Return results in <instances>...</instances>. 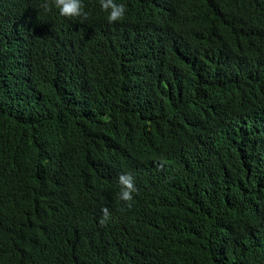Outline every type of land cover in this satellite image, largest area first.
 Masks as SVG:
<instances>
[{
  "label": "trees",
  "instance_id": "1",
  "mask_svg": "<svg viewBox=\"0 0 264 264\" xmlns=\"http://www.w3.org/2000/svg\"><path fill=\"white\" fill-rule=\"evenodd\" d=\"M123 2L0 0V264H264V0Z\"/></svg>",
  "mask_w": 264,
  "mask_h": 264
},
{
  "label": "clouds",
  "instance_id": "2",
  "mask_svg": "<svg viewBox=\"0 0 264 264\" xmlns=\"http://www.w3.org/2000/svg\"><path fill=\"white\" fill-rule=\"evenodd\" d=\"M42 7L45 10L55 7L65 17H80L85 15L83 0H44ZM100 7L107 12L109 22H118L127 14V5L123 0H100ZM118 184L120 186V199L130 206L134 198L133 194L137 191L134 174L130 171L121 173L118 177ZM102 212L100 224L104 225L109 222L111 212L107 207H104Z\"/></svg>",
  "mask_w": 264,
  "mask_h": 264
}]
</instances>
